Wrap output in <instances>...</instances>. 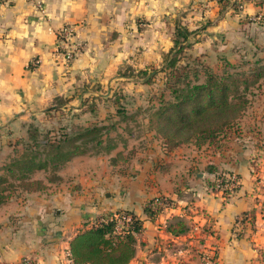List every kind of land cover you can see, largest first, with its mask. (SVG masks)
<instances>
[{"label":"crops","instance_id":"crops-1","mask_svg":"<svg viewBox=\"0 0 264 264\" xmlns=\"http://www.w3.org/2000/svg\"><path fill=\"white\" fill-rule=\"evenodd\" d=\"M42 1L48 21L38 20L33 0H15L0 7V171L22 150V142H17L27 139L28 125L46 123L42 116L48 114L56 97H73L64 102L63 110H51L61 124L65 109L83 110L82 103H74L79 98L74 94L79 80L115 74L106 71L104 61L115 62L121 54L104 46L107 35L116 27L115 18L123 17L126 4L133 11L146 4L145 0H116L114 5L103 0ZM148 7L151 11L191 9L187 24L195 30L193 54L213 57L224 53L230 60L249 52L264 55V17L256 18L264 13V0H149ZM83 18L88 24L78 35L86 46L65 65L57 51L56 30ZM145 122L148 133L156 136L148 117ZM156 140L147 153L138 148L126 165L117 157L124 147L116 145L108 151L74 156L58 170L62 177L58 182L48 180L47 170L37 171L33 177L43 179L45 188L20 189L0 205V261L17 264L33 255L35 264H75L69 259L70 242L89 218L131 209L144 218L145 226L137 235V252L129 264H264L261 187L247 160L253 149L244 144L233 153L212 155L214 163L210 164L199 155L192 158L187 143L169 148L161 137ZM222 168L240 175V185L233 193L222 194L212 183ZM160 195L173 198L174 204L156 218H148L146 201ZM255 206V228L234 236L236 218ZM178 219L191 229L174 233L169 225ZM205 222L212 232L205 243L200 242L207 247L200 249L191 242L199 235L195 225ZM214 246L218 247L216 259L204 263L198 251Z\"/></svg>","mask_w":264,"mask_h":264},{"label":"trees","instance_id":"trees-1","mask_svg":"<svg viewBox=\"0 0 264 264\" xmlns=\"http://www.w3.org/2000/svg\"><path fill=\"white\" fill-rule=\"evenodd\" d=\"M182 20V16L175 18L174 46L164 55L162 66L152 67L151 70L141 69L135 75L143 83L148 84L162 80L159 90L152 93L146 106V109L152 108L156 105L154 99L159 100L156 109L148 115L149 127L158 131L157 136H160L169 148L193 138H202L201 145L219 147L222 146L224 137L221 138L219 135L220 138L216 140L213 136L224 133L228 127L239 121L240 112L248 101L245 98L247 90L264 80V57L252 61L246 70H226L228 66L235 65L232 61L226 60L225 70L218 72L209 65L203 54L190 52L193 44L191 36L195 30ZM120 75L130 76L127 71ZM167 91L170 92L169 95ZM72 98L56 97L55 104L48 108L47 112L63 110L64 102ZM82 108L83 111L89 110L88 107H83V104ZM193 116L205 118L209 120V124L199 126L196 137H184L183 129L190 124ZM162 121L164 124L172 121L179 125L175 126L174 131H167L160 124ZM106 128L107 125L98 121L72 122L47 128L31 122L27 129V139L17 142H22V150L6 161L0 171V205L20 189L31 192L45 188L43 179L33 177L37 171L44 169L56 172L74 156L92 152L91 148L94 149V153L114 148L116 143L111 142V138L105 140L103 137ZM231 131L232 129L228 131L226 138L233 133ZM249 164L253 174L254 170L250 162ZM227 171H218L217 176ZM57 176L58 179H53L47 175L48 180L52 182L62 180L59 174ZM164 196L166 195L146 201L145 213L148 218L154 219L160 213L162 208L155 203ZM168 202L173 205V198L168 196ZM112 212L89 218L86 225L72 237L70 251L75 264H129L135 257L137 235L144 230V218L134 210L119 209L118 213L132 215V220L119 229L118 221ZM256 218V206L238 216L235 224H243V229L237 236H243L247 228H255ZM169 228L178 234L186 232L188 226L183 219H178L171 223ZM201 241H205V238Z\"/></svg>","mask_w":264,"mask_h":264},{"label":"rangeland","instance_id":"rangeland-1","mask_svg":"<svg viewBox=\"0 0 264 264\" xmlns=\"http://www.w3.org/2000/svg\"><path fill=\"white\" fill-rule=\"evenodd\" d=\"M96 1L101 2L102 0H94V2ZM103 1L108 5H114L116 0ZM145 1L146 4L144 8L141 7L140 11H133L130 4H126L123 17L118 15V17L115 18V14H111V18H115L116 27H114L113 30L110 29L104 46L110 48L113 52H117L118 55H121L118 56L119 58L115 60V62L113 61L111 63L110 61L112 60H106L104 62L107 64L105 66L107 69L106 71H116L115 74L110 76L89 77L86 78V80L84 79V81L79 80L76 87H74V90H76L74 94L77 96L79 95L77 100L81 101L77 102L76 100L74 103H82L83 107H88L89 110L83 111L82 109L79 110L71 107L70 110L65 109L64 112L60 114V116H62L61 124L72 123L74 121H78L79 123L98 121L100 124L107 125V128L104 129V131L102 130L103 137L105 140L111 138V142L124 147L117 156L122 160V164L124 165L127 164L132 154H134L138 148L142 149L143 153H147L149 144L156 143V137L160 140V136L156 134L158 131L155 129H153V131H155L156 136L148 133L146 130L145 118L148 117V115L156 109V105L159 104V100L155 98L154 103H156V105L146 109L150 96L153 92L159 90L162 80L156 79L158 80L157 82L148 84L143 83L142 80L138 79L135 75L141 69L147 68L151 70L153 69L152 67L160 68L162 66L164 55L174 46V39L176 37L175 18L182 16V21L188 23L192 17L190 8L180 7L173 10L168 9L167 11H151V7H148L149 0ZM142 3H144V1ZM99 17L102 19L106 16ZM73 24L77 26L76 41L79 44V49L83 50L86 44L80 39L78 31L85 27L88 21L83 18ZM204 57L207 59L209 65L218 72L224 71L226 60H230L224 53H218L213 57H206L204 55ZM258 57L262 58L264 55H258L256 52L242 54L235 60H230L235 65L228 66L226 70H246L250 66V63ZM193 65L197 64L193 63ZM124 71H127L130 76L116 78L121 77L120 74L124 73ZM161 86H163L162 83ZM167 94L169 95L170 92L167 91ZM245 96L248 101L246 102V107L244 109L242 108L243 110L241 109L239 121L237 120L232 126L228 127L224 133L213 136L215 139H218L219 135L221 138L224 137L222 138V143L224 145L222 144V146L219 147H212L209 144L201 145L203 142L202 138H193L185 143L189 145L187 146L188 152L194 153L192 158H196L199 155V159L204 157L210 164L214 163V157H211L212 155L221 154L223 152L227 154L233 153L246 144L247 147L253 149L247 160L254 169L253 179L261 187V197L264 198V80L250 87ZM191 106L192 105H190V107ZM185 109L188 110L190 108ZM42 120L46 122L38 124L42 128L51 127L53 125H57L58 127L60 125L59 122H57L56 115L51 112L42 116ZM49 120H51V122H49ZM53 121H56V123L52 124ZM205 123L209 124V120L193 116L190 124L186 125L183 129L182 135L184 137L189 136L190 138L196 137L199 126ZM160 124L163 125L164 129L167 131H174L176 128L175 126L179 125L172 121L167 124H164L162 121ZM230 129H232L231 132L233 133L228 136L229 138H226ZM225 133L226 135L224 136ZM91 150L94 152V149L91 148ZM230 157H232V154ZM221 170L230 171L228 168H222L220 171ZM57 173L58 171H49L48 175L53 179H58ZM133 173L134 172L130 170V176H132ZM216 178L212 181L214 185L217 184ZM102 194L104 198L105 190ZM101 214L103 213L100 212L94 217ZM191 227L192 226L189 225L186 231H189ZM200 236L201 234L196 235L194 238H196L197 241L194 239L191 245L197 246L198 244L200 249H202L203 246L201 243H205V241H201L203 237ZM216 251L215 253L207 249L206 255L210 256L211 254L216 257L218 255V248H216ZM198 253L204 263L208 262V256L204 257L205 253L201 251H198ZM28 256L34 258L33 255ZM34 261L36 262L35 259Z\"/></svg>","mask_w":264,"mask_h":264},{"label":"built area","instance_id":"built-area-1","mask_svg":"<svg viewBox=\"0 0 264 264\" xmlns=\"http://www.w3.org/2000/svg\"><path fill=\"white\" fill-rule=\"evenodd\" d=\"M35 7L37 11L39 12L37 15L38 20H49V13L47 11V8L42 0H33ZM15 0H0V7L2 6H10L13 4ZM240 7H243V3H240ZM264 17V13L260 12L256 15V18L262 19ZM57 36H58V54L61 56L63 62L65 65H69L72 59L77 55V53L80 51L79 44L76 41V34H77V26L73 23H67L61 27H59L56 30ZM253 169V168H252ZM254 170V169H253ZM217 184L215 185V188L221 192L222 194H230L236 191V189L240 185V175L236 171H227L225 173L220 174L216 178ZM259 202V201H258ZM261 211L264 216V198H261ZM155 205L161 206L162 209L165 207H168L172 204H169L168 202V196H164L158 200ZM161 209V210H162ZM113 217H115L118 221V228L121 229L125 225H127L132 220V215L129 213H118L117 211L112 212ZM196 231L201 234L200 237L206 238L212 231H209L210 227H208V224L205 222L204 224L195 225ZM243 229V224H234L233 227V235L237 236L238 232H240ZM211 230V229H210ZM208 238V237H207ZM203 245V244H202ZM203 247H207L206 244H204ZM216 248L213 247L209 248L211 252H215ZM201 252L205 253L204 257H207L208 262L214 261L215 255H206L207 250H201ZM69 259L70 261H74L71 257V251L69 250ZM0 264H9L3 261H0ZM17 264H35L34 258L31 256L24 257L19 263Z\"/></svg>","mask_w":264,"mask_h":264}]
</instances>
